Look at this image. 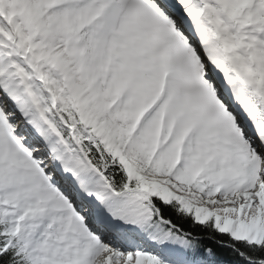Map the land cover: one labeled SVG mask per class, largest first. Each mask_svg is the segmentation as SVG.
<instances>
[{"label": "snow or ice", "instance_id": "obj_1", "mask_svg": "<svg viewBox=\"0 0 264 264\" xmlns=\"http://www.w3.org/2000/svg\"><path fill=\"white\" fill-rule=\"evenodd\" d=\"M0 264H264V0H0Z\"/></svg>", "mask_w": 264, "mask_h": 264}]
</instances>
